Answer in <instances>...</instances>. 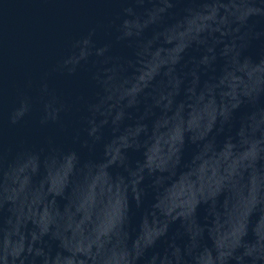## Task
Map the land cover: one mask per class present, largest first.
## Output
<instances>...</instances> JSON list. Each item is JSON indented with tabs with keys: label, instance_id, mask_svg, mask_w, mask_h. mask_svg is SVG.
<instances>
[{
	"label": "clouds",
	"instance_id": "clouds-1",
	"mask_svg": "<svg viewBox=\"0 0 264 264\" xmlns=\"http://www.w3.org/2000/svg\"><path fill=\"white\" fill-rule=\"evenodd\" d=\"M119 2L125 7L113 25V39L97 45L93 30L74 43L73 53L59 66L69 78L88 69L94 96H76L69 104L43 85L47 99L39 126L66 132V118L75 108L82 112L72 134L76 147L48 137L39 150L22 145L10 164L0 160V264H264V233L257 232L264 224V72L247 75L257 66L264 68V51L259 59L246 55L254 41L264 49V26L257 30L264 25V0H188L184 14L171 23L167 18L177 0ZM114 44L133 49L132 57L114 56ZM232 77L243 81L235 90L228 87ZM242 108L247 111L237 118ZM29 112L28 102L22 101L10 123L18 124ZM194 114L199 116L196 123ZM160 136L161 148L150 157L149 149ZM219 136L223 139L218 142ZM116 144L121 145L118 158L110 152ZM186 144L195 149L188 161ZM226 148L229 159L210 179L201 182L191 175L186 207L177 209L184 218L160 220L156 206L173 185ZM129 152H139L141 158L133 162ZM66 157L76 161L67 186L46 196L60 214L42 226L32 215L30 197L16 195L13 180L24 162L36 160L40 163L32 186L40 189L47 176L44 161ZM101 166H108L111 183L120 185L124 207L102 234L95 222L82 233L73 232L57 201L64 200L69 214L77 213L84 176L95 175ZM112 169L119 174L112 175ZM149 196L152 203L144 208L133 237V205L143 208ZM237 206L244 208L246 223ZM228 215L233 227L217 229ZM154 216L159 223L144 232V220L152 223ZM224 231L231 235L224 238ZM161 240L167 246L154 251Z\"/></svg>",
	"mask_w": 264,
	"mask_h": 264
},
{
	"label": "water",
	"instance_id": "water-1",
	"mask_svg": "<svg viewBox=\"0 0 264 264\" xmlns=\"http://www.w3.org/2000/svg\"><path fill=\"white\" fill-rule=\"evenodd\" d=\"M188 6V0H177L167 22L171 23L175 18L182 16L184 9ZM123 7L125 5L119 0H0V160L10 164L22 145L27 144L39 150L46 146L45 140L48 137H52L57 144L66 148L76 147L72 142V134L73 129L79 127V117L82 112H77L75 108L66 118L68 123L66 132H61L54 126L47 128L39 126L43 101L47 99V94L42 90L43 85L47 84L50 91L54 90L69 104L73 103L76 96H82L84 100L91 99L96 89L90 81L88 69L82 68L75 77L69 78L60 73L59 66L73 53L74 43L86 37L93 30L96 33L93 40L97 45L112 40L115 34L113 25L117 22V17ZM262 26L264 25H257V30H260ZM262 51L264 49L261 43L254 41L246 55L259 59ZM112 54L130 58L133 55V49L114 44ZM195 54L190 53V55ZM217 67L219 69L220 65ZM261 72H264V68L257 66L249 70L247 75L252 77ZM242 83L241 78L232 77L228 87L235 90ZM181 99L183 96L178 97V100ZM22 101L28 102L30 112L18 124L12 125L10 119L20 108ZM209 103L211 105L213 102ZM79 107L82 108V104ZM246 111V108H242L236 114L237 118ZM198 120L199 116L194 114L192 123ZM105 136L108 138L110 133L106 132ZM222 139L223 136L217 137L218 142ZM163 140V136L158 137L156 144L149 149L150 157L156 156ZM120 147V144H116L110 148L114 158L119 157ZM194 150L193 145L186 144L185 161L191 159ZM230 154V149L226 148L216 160L205 162L196 173L177 181L168 192L167 198L156 206L161 213L159 219L184 218L185 213L177 212V209L186 207L185 198L191 188V175H197L201 182L207 181L211 178L209 174L217 173L221 162H226ZM83 155L87 158L88 153L85 152ZM96 155H100L99 149ZM140 158L139 152H129L131 161L134 162ZM39 163L36 160L24 162L13 182L17 185L16 195L21 198L30 197L33 217L38 216L41 225L45 226L60 214L55 201H46V196H55L63 192L67 186L68 177L76 167V161L71 157L44 161L47 176L44 185L40 189H35L32 186V175ZM107 167L101 166L95 175L89 173L84 176L79 190L77 213L69 214L70 209L64 210V200L57 201L61 215L67 216L68 227L73 232L82 233L86 225L95 222L97 232L102 234L107 231L113 219L123 209L124 193L119 184L111 183L106 172ZM119 172V169H112V175H118ZM217 187H219V181H217ZM151 203L152 199L149 196L143 208L136 209L133 205L131 224L133 237L144 208H148ZM235 210L241 214V222L246 223L247 214L244 208L237 206ZM174 212L176 215H173ZM198 215L201 223H204L203 208L199 210ZM5 218H7V213H5ZM157 223L159 220L155 216L152 223L145 219L141 226L142 230L148 232L155 228ZM252 224L255 226V217L252 218ZM216 227L225 230L233 227L231 216H226L223 223L218 222ZM257 232L264 233V224L257 226ZM230 235V232L224 231V238ZM248 238L252 239L251 228ZM205 243L210 245L211 242L206 240ZM166 246V241L161 240L154 251L163 252Z\"/></svg>",
	"mask_w": 264,
	"mask_h": 264
}]
</instances>
